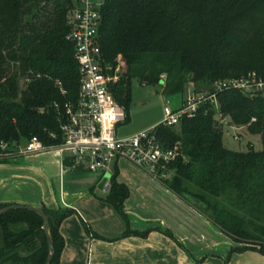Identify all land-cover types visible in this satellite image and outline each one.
Wrapping results in <instances>:
<instances>
[{
    "label": "trees",
    "instance_id": "16d2710c",
    "mask_svg": "<svg viewBox=\"0 0 264 264\" xmlns=\"http://www.w3.org/2000/svg\"><path fill=\"white\" fill-rule=\"evenodd\" d=\"M72 6L70 0H0V154L32 137L46 147L62 141L64 105L76 103L80 79L66 39ZM99 44L112 73L117 58L126 67L112 92L127 121L133 79L155 85L166 74V91L174 94L183 91L185 76L196 92L251 73L264 83V0H105ZM216 100L229 124L259 136L262 149L250 143L244 152L225 148L223 128L205 105L175 127H156L165 148L179 146L167 166L171 178L161 182L229 237L235 245L229 255L249 251L264 257V96L230 89L217 92ZM3 144L13 151H2ZM10 161L0 158V164ZM117 174L114 170L104 200L126 221L129 192L116 182ZM41 210L54 248L50 264H59L60 225L75 212ZM42 227L33 212L0 216V264H45L49 246ZM130 234L147 233L126 231L121 238Z\"/></svg>",
    "mask_w": 264,
    "mask_h": 264
},
{
    "label": "crops",
    "instance_id": "0c3cea01",
    "mask_svg": "<svg viewBox=\"0 0 264 264\" xmlns=\"http://www.w3.org/2000/svg\"><path fill=\"white\" fill-rule=\"evenodd\" d=\"M117 163L113 171H117ZM96 174L88 170L86 158L73 157L69 154L57 155L46 151L15 156L9 163L0 164V205H24L40 209L45 207L52 211L73 210L75 214L65 219L60 225L59 231L64 239V248L59 264H223L220 262L221 257L207 258L205 261L199 259L190 261L182 251L172 246L163 236L160 231L161 227L165 226L163 221L159 225H153L150 219H146L139 223L140 226L130 228V216L133 213L131 206L128 205L131 200L130 194L123 204L125 221L104 200L108 190H105V187L99 188L103 176L97 179ZM152 180L162 185L168 194L161 200H156V209L159 214L165 208V206L162 207L165 200L171 208H174V210L164 209L167 215L174 218L170 228L179 232L174 233V236L181 234L184 228L183 221L180 218L177 219L176 208L183 209L182 211H185L188 216L193 215L200 226L208 228L213 235H217L216 237L225 235L170 192L161 181ZM109 181L106 183L108 188ZM116 182L125 186L128 192L132 188L130 183L117 181V177ZM81 221L86 224L90 234H86ZM190 226L193 228L197 225ZM170 228L168 229L172 230ZM126 231L147 234L144 238L134 234L121 238ZM228 241L230 250L235 245L230 239ZM168 248L169 255H167ZM90 251H92L91 254H89ZM104 251H107V254H104ZM254 253L248 251L241 254L244 256ZM140 254L143 255L142 260L138 256ZM145 255L151 256L152 259L144 260ZM136 256L139 260H136ZM259 256L256 255V257ZM261 257L259 258L264 259L263 256Z\"/></svg>",
    "mask_w": 264,
    "mask_h": 264
},
{
    "label": "built area",
    "instance_id": "2783aa9c",
    "mask_svg": "<svg viewBox=\"0 0 264 264\" xmlns=\"http://www.w3.org/2000/svg\"><path fill=\"white\" fill-rule=\"evenodd\" d=\"M70 1L73 6L68 14L69 34L66 39L73 46L80 79L76 103L64 105L65 114L60 123L62 141L59 145L46 147L36 137H32L26 141L23 149L0 154V158L11 159L46 151L57 155L69 154L86 158L88 170L101 176H112L114 165L119 160H127L152 179L161 181L168 178L167 166L179 155V146L165 148L157 139V126L175 127L181 119L194 117L199 107L209 105L214 118L223 128L229 122L219 113L217 92L236 89L249 97H255L264 90V83L254 73L242 78L217 81L211 92H196L192 86L180 106L173 108L165 104L164 118L159 125L129 137L118 138L117 127L126 122V113L112 92V87L118 81L117 69L112 73L101 54V5L92 4L89 0ZM1 150L8 151V145L3 144Z\"/></svg>",
    "mask_w": 264,
    "mask_h": 264
},
{
    "label": "rangeland",
    "instance_id": "374dc122",
    "mask_svg": "<svg viewBox=\"0 0 264 264\" xmlns=\"http://www.w3.org/2000/svg\"><path fill=\"white\" fill-rule=\"evenodd\" d=\"M89 1L95 5H102L105 2V0ZM116 69L119 74L126 70L124 63L120 58H117L116 60ZM162 76L163 79H161ZM159 78L162 83H157L155 85H145L140 83L137 79L132 80L131 101L127 108V121L121 125H118V138L129 137L139 132L156 127L162 122L164 118L163 108L165 104L168 103L171 107L177 108L186 98L190 88L192 89V86L194 88L191 78L189 76H185L186 80L183 91L174 94L166 91L168 82L167 75H160ZM199 88L201 89L203 87L200 86ZM261 95L264 96V90L262 91ZM222 140L225 148L232 151L244 152L247 150V145L249 143L253 146L255 151H260L262 149L259 136L249 135L245 128H238L236 126L232 127L229 124L223 125ZM25 143L26 141L22 140L17 151L23 149ZM8 151L13 150L8 147ZM15 151L16 150L13 152ZM117 167V181L130 183L132 185V188H129V197L131 200L130 203H128V205L131 206V210L133 211L130 216V228L134 229L135 227L140 226L139 223H142L146 219H150L153 225H159L161 221H163L165 226H162L160 229V231L163 233V236L168 242L171 243L172 246H175L176 249L182 251L186 258H188L190 261H196V259L205 261L207 258L219 259L216 257H221L222 259L220 262L223 264H264V259H260L262 257L258 254L256 255L260 258L256 257L255 253L253 255L247 254L244 256H242L243 254L229 255L228 237L225 235H222L223 237L220 238L216 237L217 235H213L205 226H200L199 222H196V218L193 215L188 216L185 211H182L183 209H175L177 219L180 218L183 221L184 228L181 234L174 236V233H179L175 232L173 228H170V223L174 220V218L173 216L171 217L167 215L168 213L164 211L166 208L172 210H174V208H171V205L168 203V201L163 200L164 203H162V207L165 206V208L161 214H159L156 209V200H161L165 195H168L165 191V188L162 185L153 182V180L148 175H146L143 171L127 160H119ZM96 175L97 179L101 178V174L97 173ZM171 175L172 173H169L167 179L171 178ZM190 225L197 226L192 228ZM168 228L172 230H169ZM91 252L92 251L88 253L91 254ZM104 254H107V251H104ZM169 254L170 251L168 248L167 255ZM138 256H140V259L142 260L143 255L140 254ZM138 256H136V260H139L137 259ZM151 259V256L149 257L148 255H145L144 260L150 261Z\"/></svg>",
    "mask_w": 264,
    "mask_h": 264
},
{
    "label": "water",
    "instance_id": "95a60500",
    "mask_svg": "<svg viewBox=\"0 0 264 264\" xmlns=\"http://www.w3.org/2000/svg\"><path fill=\"white\" fill-rule=\"evenodd\" d=\"M110 178H111L110 174H105L100 181L99 188L103 189L105 187V190H108V185H106V183L110 180ZM12 210H25V211L33 212L42 219L43 221L42 229L46 235L47 243L49 246V254L46 259L45 264H50L53 258V255H54V248H53V244H52L50 234H49V222H48L47 216L44 214V212L40 208L32 207V206H24V205H9L0 210V216Z\"/></svg>",
    "mask_w": 264,
    "mask_h": 264
}]
</instances>
